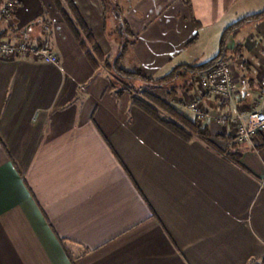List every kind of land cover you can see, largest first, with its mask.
<instances>
[{
    "label": "crops",
    "instance_id": "obj_1",
    "mask_svg": "<svg viewBox=\"0 0 264 264\" xmlns=\"http://www.w3.org/2000/svg\"><path fill=\"white\" fill-rule=\"evenodd\" d=\"M71 1L106 58L126 50L162 85L181 72L168 91L176 110L195 120L186 104L200 97L233 120L182 138L92 65L53 0H20L16 30L2 19L0 36H25L59 63L0 58V264H262L264 134L243 145L233 134L241 111H264V16L247 19L264 6L116 0L119 36L106 2ZM203 38L224 47L217 60L199 62ZM223 59L237 92L221 102L197 77Z\"/></svg>",
    "mask_w": 264,
    "mask_h": 264
},
{
    "label": "built area",
    "instance_id": "obj_2",
    "mask_svg": "<svg viewBox=\"0 0 264 264\" xmlns=\"http://www.w3.org/2000/svg\"><path fill=\"white\" fill-rule=\"evenodd\" d=\"M19 3L20 0H7L0 5V21L4 19L13 32L16 30V23L11 13L14 14ZM45 30L50 31V27L46 26ZM25 55H29L39 62L59 63L58 55L53 53L48 47L40 46L25 36L20 39L0 36V58L8 59ZM259 82L261 93L264 95V75ZM197 84L203 95L209 94L221 102L231 99L237 92L233 64L224 59L220 60L198 75ZM186 108L194 115L195 120L201 126H204L209 120L226 126L233 120L228 113H211L200 97H195L192 101H189L186 104ZM260 134H264V111H241L233 134L234 142L238 145H243L249 140L256 139Z\"/></svg>",
    "mask_w": 264,
    "mask_h": 264
},
{
    "label": "rangeland",
    "instance_id": "obj_3",
    "mask_svg": "<svg viewBox=\"0 0 264 264\" xmlns=\"http://www.w3.org/2000/svg\"><path fill=\"white\" fill-rule=\"evenodd\" d=\"M120 3V0H118ZM103 4L106 2V9L108 11V13L113 16V20H114V25L116 28L112 29L113 34H119V36H121V32L127 33V31H125V26L121 25L120 22H117V20L120 17V10L118 8V6L116 4H119L118 2H116V0H103L102 1ZM129 2V0H128ZM246 2V1H245ZM260 5H257L256 7H254V9L256 8H261V6H264V0H259ZM54 3V2H53ZM62 4L64 6H66V9H68L69 7L67 6V1L62 0ZM55 5V4H54ZM122 5V4H119ZM129 5L128 3H126L124 5V8ZM130 5L132 7H134L136 5V1L135 0H131ZM56 6V5H55ZM244 6V5H243ZM122 7V6H121ZM250 7H248L249 9ZM264 8V7H262ZM58 10V8H57ZM59 12V10H58ZM60 13V12H59ZM85 36V35H84ZM213 36V35H211ZM207 40V39H206ZM205 38H203L202 40V46H200L199 50L197 51L198 54V60L199 62H207L208 60H212L215 59L216 57H218L221 53V50H224V47H222V49L219 47V49L217 50V47H215V43H213L212 40H210L209 42H206ZM129 39L126 40V38H124V40H122L121 44H114L113 47L114 51L118 50V48H124L122 45L124 44V46L126 47ZM229 47V46H228ZM131 48V47H129ZM227 48V47H225ZM217 50V51H216ZM121 51L119 52V54H117V58L114 57H105L103 59H98L97 61L99 63L100 66L105 67L108 69V72H113V81L112 83L115 84L116 86H118V88L120 90H124L128 91L130 96L134 95L136 98H138V100H141L143 102H145L148 106H150L152 109H154L155 111H157V114L161 115V117H163L164 119H168V120H173V118L168 114L167 109H165V105L168 104V106H171L170 100H171V94L168 93L169 89H170V85L172 82H169L165 85H162L161 83H151L146 81L145 79H141L137 77L135 78L132 75H129L130 73H135L137 72L136 70H138V67L135 66L136 62L133 60V58H131L130 53L125 54ZM131 51V50H130ZM210 58V59H209ZM199 63V64H200ZM118 68H120V70H123L126 73H122L118 70ZM168 77V76H166ZM154 84V85H151ZM162 85V86H160ZM166 86V87H165ZM131 99L133 100L132 96ZM173 107V106H172ZM181 113V112H180ZM218 126H222V125H218Z\"/></svg>",
    "mask_w": 264,
    "mask_h": 264
},
{
    "label": "trees",
    "instance_id": "obj_4",
    "mask_svg": "<svg viewBox=\"0 0 264 264\" xmlns=\"http://www.w3.org/2000/svg\"><path fill=\"white\" fill-rule=\"evenodd\" d=\"M65 1H67V6L69 7L68 9H66V6H64L62 4V0H53L54 4L57 6L61 16L67 22V24L70 27L73 35L75 36L76 40L79 42L80 47L85 51V53H86L88 59L90 60V62L92 63V65L97 68L99 66L97 58L103 59L104 55H103L102 51L99 49V47L96 45L95 40L92 36V33L84 24L80 14L78 13V11L75 8L72 1L71 0H65ZM11 15H13V13H11ZM263 16H264V11L261 13H258L256 15L249 16V17H247V19H250V20L260 19ZM247 19H245V20H247ZM217 59L218 58H216L214 60H217ZM118 70L122 73H126L123 70H120V68H118ZM182 70L192 71V72H195V71L201 72L202 68H199L198 66H193V65H191V66L185 65V66H182ZM126 74H129V73H126ZM129 75H132L135 78L137 77V79L138 78L145 79L146 81L151 82V83H156V82L161 83V81L156 80V79L153 80L151 77L144 76L138 71L135 73H130ZM183 76H185V75H183ZM180 77H181V72L177 70V71H174L168 77H166L165 80L167 82H170V79L175 80V79L180 78ZM174 90H175V88L172 89V91H174ZM121 92H125V89L121 90ZM170 93H171V91H170ZM131 96L133 98L134 103H136L137 105H139L140 107L145 109L148 113H150L151 115H153L157 119H159L163 124L167 125L169 128H171L175 133L180 135L182 138L188 140L193 135H196L199 138H202L205 140L207 139L208 128L205 126L199 125L196 120H191L190 118H188L187 116H185L184 114H182L178 110H176V108H174L172 106H168V104L165 105V109H167L168 114L173 118V121L166 122V121H163L162 119H160V117L157 114V111L152 109L145 102L138 100V98H136L134 95H131ZM230 157L235 159V160H238L239 155L236 153L230 154ZM262 264H264V259L262 261Z\"/></svg>",
    "mask_w": 264,
    "mask_h": 264
}]
</instances>
